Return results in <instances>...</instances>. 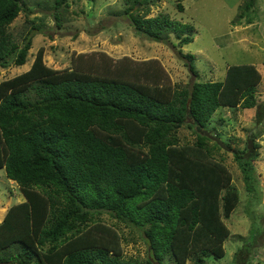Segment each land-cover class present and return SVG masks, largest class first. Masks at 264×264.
I'll return each mask as SVG.
<instances>
[{"label": "trees", "instance_id": "obj_1", "mask_svg": "<svg viewBox=\"0 0 264 264\" xmlns=\"http://www.w3.org/2000/svg\"><path fill=\"white\" fill-rule=\"evenodd\" d=\"M62 1L51 2L56 26ZM125 1L122 12L134 32L169 41L196 78L179 85L154 57L112 58L102 50L78 52L69 65L53 68L39 46L28 68L1 79L0 168L24 197L0 219L4 264H133L118 257L122 235L101 219L103 212L141 231L143 264H153L149 257L207 264V256H222L229 232L222 216L239 194L215 155L225 149L198 128L228 145L249 201L258 202V133L251 130L241 147H231L233 136L211 121L218 107L238 105L253 106L261 121L255 63H230L220 79H200L194 55L181 50L193 26L161 12L147 15L155 0ZM253 3L246 0L243 9ZM22 7L20 0H0V66L26 60L37 27L26 28L20 45L6 30ZM183 124L194 132L191 141L180 142ZM236 251L228 264H249V252Z\"/></svg>", "mask_w": 264, "mask_h": 264}, {"label": "rangeland", "instance_id": "obj_2", "mask_svg": "<svg viewBox=\"0 0 264 264\" xmlns=\"http://www.w3.org/2000/svg\"><path fill=\"white\" fill-rule=\"evenodd\" d=\"M20 1H23V7L6 30L20 45L26 28L35 25L37 29L32 30L26 60L20 65L8 62L5 66H0V80L28 68L39 46L43 48V61L53 68L69 65L71 55L78 52L102 50L112 58L122 55L135 59L154 57L165 67L170 82L179 85L187 84L195 77L188 71L184 59L177 55L169 41H156L134 32L128 15L122 12L127 5L125 0H63L56 9L59 13V26H56L52 16V0ZM245 1L155 0L149 4L147 15L161 12L169 18L189 22L193 26L192 40L183 44L181 50L194 55V65L200 79H220L225 66L230 63H255L261 73L256 94L264 99V0H254L249 9H243ZM177 2L182 6L181 11H177ZM251 8L256 13L245 11H250ZM169 35L173 39L172 33ZM218 115L223 119L219 121ZM254 116L253 106L240 105L233 108L218 107L212 113L211 121L221 129L223 136H233L229 139L231 147H241L251 130L258 133L255 139L260 147L255 171L259 173V194L257 204L254 199L249 201L231 150H218L216 158H220L230 170V184L237 189L239 199L229 216H222L229 229L228 235L222 241L223 255L207 256V264L231 263L238 252L236 250L241 247L249 252V264H264V114L259 122ZM177 134L180 142L191 141L194 136L191 128L184 124L178 128ZM21 199L23 196L17 184L8 179L3 168H0V216L7 205ZM247 208L254 213L251 218L245 212ZM100 216L103 221L115 224L116 230L122 235V252L118 257L133 264H143L147 247L141 231L123 225L105 212ZM163 264L174 262L170 258H164ZM185 264L193 263L191 259H187Z\"/></svg>", "mask_w": 264, "mask_h": 264}, {"label": "water", "instance_id": "obj_3", "mask_svg": "<svg viewBox=\"0 0 264 264\" xmlns=\"http://www.w3.org/2000/svg\"><path fill=\"white\" fill-rule=\"evenodd\" d=\"M189 112V111H188ZM198 131L201 132L202 134L206 135L208 138H210L211 140L215 141L221 148L228 150L229 147L228 145H226L223 140L215 134L210 133L207 129L205 128H198ZM150 261L153 264H159V262L156 259H153L152 257H149Z\"/></svg>", "mask_w": 264, "mask_h": 264}, {"label": "crops", "instance_id": "obj_4", "mask_svg": "<svg viewBox=\"0 0 264 264\" xmlns=\"http://www.w3.org/2000/svg\"><path fill=\"white\" fill-rule=\"evenodd\" d=\"M23 199H24V197H23ZM21 200H22V199H21ZM4 210H5V209H3V211H4ZM2 215H3V214L1 213L0 219H1Z\"/></svg>", "mask_w": 264, "mask_h": 264}]
</instances>
